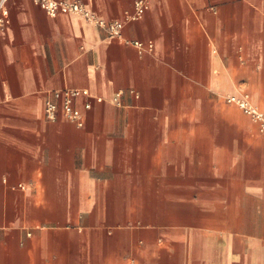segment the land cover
Here are the masks:
<instances>
[{"label":"crops","instance_id":"obj_1","mask_svg":"<svg viewBox=\"0 0 264 264\" xmlns=\"http://www.w3.org/2000/svg\"><path fill=\"white\" fill-rule=\"evenodd\" d=\"M3 5L0 264H264V135L226 102L264 108V0H150L120 40ZM66 88L81 128L45 117Z\"/></svg>","mask_w":264,"mask_h":264},{"label":"built area","instance_id":"obj_2","mask_svg":"<svg viewBox=\"0 0 264 264\" xmlns=\"http://www.w3.org/2000/svg\"><path fill=\"white\" fill-rule=\"evenodd\" d=\"M35 5L42 8L48 16L55 17L58 14L80 16L84 19L93 22L99 27L105 28L109 37L120 40L122 38V30L126 23L138 21L145 15L150 0H135L133 10L127 13L122 21H110L105 23L98 19L92 12L85 7V0H31ZM0 2V31L7 24L8 13L4 9L3 3ZM132 45L139 55L151 53L153 45L151 43L144 44L134 41L127 42ZM86 90L78 89H63L53 93V99L47 100L45 103V117L50 121H55L59 115L65 120L75 124L78 128L83 125L82 114L76 109L74 102L80 96H87ZM57 101V102H56ZM98 101H100L98 99ZM228 104L237 107L244 115L250 117L257 125L259 133L264 135V108H259L252 105L247 95L241 97L226 98ZM86 109L90 108L89 104L85 105ZM22 188V186H20Z\"/></svg>","mask_w":264,"mask_h":264}]
</instances>
